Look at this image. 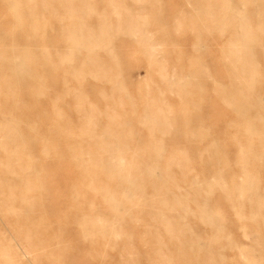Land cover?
Wrapping results in <instances>:
<instances>
[{
    "label": "rangeland",
    "instance_id": "obj_1",
    "mask_svg": "<svg viewBox=\"0 0 264 264\" xmlns=\"http://www.w3.org/2000/svg\"><path fill=\"white\" fill-rule=\"evenodd\" d=\"M124 4L136 22H103L108 35L88 48L107 63L106 77L102 68L88 67L87 47L46 72L55 87L40 95L20 50L13 53L16 71L8 62L0 71V80L8 82L4 97L11 103L9 79L17 75L34 110L29 155L35 169L21 178L34 177L46 209L38 208L34 223L13 227L0 206V248L10 240L21 264H264V22L257 18L264 14V0ZM97 6L114 16L106 0ZM236 14L242 19H229ZM9 20L7 10H0L10 50L15 38L22 40L24 22ZM64 23L53 22L47 32L53 57L66 52ZM84 23L96 28L100 22ZM32 37L38 44L44 39L41 32ZM239 48L243 69L230 64V50ZM83 62V79L71 77L68 84L66 124L57 115L54 90L61 87L59 73ZM78 92L82 106L93 110L96 133L103 136L99 146L80 136L49 140L54 125L68 136L80 133ZM16 118L7 124L0 115V125L30 138L32 130L21 115ZM20 142L5 149L0 143V159L18 158L9 166L23 162ZM128 166L136 173L130 185L120 182ZM23 233L47 239V255L46 247H34L44 262L25 251ZM11 255L0 257V264H10Z\"/></svg>",
    "mask_w": 264,
    "mask_h": 264
},
{
    "label": "bare ground",
    "instance_id": "obj_2",
    "mask_svg": "<svg viewBox=\"0 0 264 264\" xmlns=\"http://www.w3.org/2000/svg\"><path fill=\"white\" fill-rule=\"evenodd\" d=\"M106 1L112 7L111 9L112 14L114 15L113 17H110L106 12L98 10L97 4L100 2V0H0V10L4 8L7 10V15L11 19L9 20L10 22H16L17 24L18 22H24L22 24V40H18L16 38L13 40L10 46V50L13 49V52L11 54L8 52L9 49L5 44L6 38H4V32L8 31L9 29L3 23L0 24V71H3L5 68H7L5 66L7 62L10 63L11 70L16 71L17 59L13 53L17 50H20L22 53L24 70L28 77H30L35 82L36 91H40L39 95L42 94L44 90L47 91L48 87H55V82H47L45 78L46 72L50 71L53 68H58L62 65H65L66 61L69 62L70 60H72L73 52L77 50V48H91L89 46H91L92 43L99 41L101 37L108 35V27L103 22H136L133 19L132 14L129 13V9L125 6V0ZM130 16L131 18H128ZM257 18L260 20V22H264V14H262V17L258 16ZM229 19L241 20L242 18L236 14L230 15ZM136 20L138 21L137 18ZM53 22H65L60 27L61 36L64 40V48L66 49V52L64 53V55L59 53V56L57 55L56 57L52 56L51 48L47 47V35L50 30L54 28ZM84 22L100 23H98L96 28H93L90 24ZM17 24L14 26L12 31H10V36L12 37L15 35V32L17 33ZM48 29L50 30L48 31ZM128 29L129 31L135 30L132 24ZM39 32H41L44 36V39L41 40L40 44H38V42H36V39L32 37L37 35ZM18 34V36H20V33ZM38 45H40L41 47H38ZM148 48L150 49V54H153V51H156L155 46L151 42L148 44ZM240 50L242 49L239 48L230 50L235 54H231L234 59H231V62H229L230 64H233L235 68L243 69L245 67V64L241 61L240 55H238V52ZM94 55L95 54L91 50L88 51L86 60L88 62V67L92 66L94 68L96 66L98 68H102L101 71H104L103 77H106V75H108L110 71L107 63H103L97 56ZM83 63L84 64L82 65V67L78 69L73 67L69 69L68 67L66 70H63L61 73H59L61 87L54 90V98L58 102L57 115L60 119L63 118L62 121H64L66 124H70L71 122V120H66V112L65 110L63 111V103L65 102V99L67 100L66 97L69 95L67 89L68 84L71 80V77H75L76 79H83L84 73L86 72L85 62ZM242 63L244 65H242ZM9 80L11 82L9 83L8 89L12 90L11 93L13 97L11 103L8 101V99H6V97H4V85H8V82L3 77H1L0 80V115H2L6 123L9 124L12 120L17 121L16 117L19 114L21 115V121L27 123L29 128L32 130V136L29 138L26 137L22 132L19 135V130L17 131L15 127H7L5 124L0 125V134L3 135V138L0 139L1 147L4 149L8 148V146H11V144H15V141L17 139H21L22 142H20L19 146L22 145L21 148L24 152L23 162L18 167L9 166L13 163L18 162V158H15L16 156L10 155L6 157L7 159H0V206L1 208H4V210L6 211V217L8 218L12 226L15 227V225H19V222L21 221H24V223H34V218L32 216H34L38 208L40 210L42 209L41 212L43 211V213H45L44 210L46 211V209L45 207L43 209L42 203V197L44 195L41 192L42 190H40L41 194H38L34 177H25L27 175L26 174L21 178L22 172L28 169H35L33 158L29 155V150L34 147L33 136L36 133L35 128L37 125L36 121H34V110L31 106L28 105V102L24 97V87L22 85V79L17 77L16 75L15 77H12V80ZM76 91H78V89H76L75 91L73 90V94ZM74 96L77 98H75L77 100L75 113L79 115L76 116L75 114L74 116H76L77 118L79 117V119L82 120V129L80 133H73L68 136V134L70 133L69 131V133L67 132L68 134H65L62 131H58V128L56 129L57 125H54L52 126L53 128H51L49 131V140L51 142H54L56 138H72V136H75L76 138L80 136L87 141H93L99 146V141L102 140L103 136L96 133L98 127L92 117L93 110L92 108L86 110L82 106L81 100H78L80 96L82 97V92H78ZM66 115H68V113ZM72 118L73 117H71V119ZM77 118H75V121ZM61 123L63 124V122ZM66 126L67 125H65V128ZM69 127L72 126H68V128ZM40 128V133L43 134L42 126ZM15 148L16 147L12 146V150ZM120 151L121 150H118L119 154H121L122 152ZM88 159L92 160L93 158L89 157ZM119 161L120 163H122V161L125 160L121 158L119 159ZM128 167L129 168L124 171H128L126 177H121L120 182L122 184L126 182L128 185H130L131 183L136 181V173L132 172L133 167ZM17 203H19L20 205L18 208L16 207ZM44 221L45 217H41L38 222L43 225ZM27 231L29 230L27 229ZM37 234L35 236L33 235V233H23L21 235L24 239L25 251L31 253L32 250L33 252H35L36 249H34V247L40 245L39 248L46 247L47 250L44 249L45 254L47 253L46 251L49 250L47 246L44 247L45 242L47 243V239L45 240V238H41L39 237L40 235ZM0 249V257L8 259L10 257V252L12 253L11 257L14 260H10V264L22 263L20 256L14 251L13 244L10 240H8L6 246H2ZM37 255L38 257H40L42 254H40L39 256V254H37L36 252L33 253V257L36 258L37 261H40L41 257L44 259V255L40 258H37ZM42 258L41 260L43 261Z\"/></svg>",
    "mask_w": 264,
    "mask_h": 264
}]
</instances>
